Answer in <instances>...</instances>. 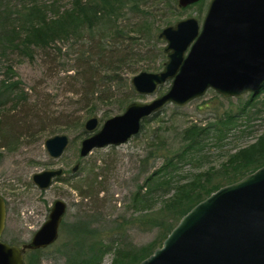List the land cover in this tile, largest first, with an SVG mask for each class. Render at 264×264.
<instances>
[{
  "label": "rangeland",
  "instance_id": "rangeland-1",
  "mask_svg": "<svg viewBox=\"0 0 264 264\" xmlns=\"http://www.w3.org/2000/svg\"><path fill=\"white\" fill-rule=\"evenodd\" d=\"M210 1L204 0L200 4L179 9L175 0L173 14L159 2L148 3L144 10L155 17V29L159 27L160 33L163 28L186 18H195L201 25ZM69 2L70 0H65L63 4L67 5ZM161 16H165L166 21ZM138 44L143 51L149 46L143 45L144 40L138 41ZM165 45L164 41L160 44L162 48ZM56 46L61 48L60 52L54 48L47 53L37 52L32 60H13L15 79L22 82L29 100L24 108L16 111V120H21V135L25 138L15 149L1 151L3 157L0 159V193L7 198L8 208L11 210L1 240L17 246L28 242L34 230L43 222L47 209L55 199H60L67 204L65 223L76 220L80 211L88 216L100 215L96 227L106 231L103 235L104 241L113 249H126L131 246L139 248L152 243L155 233L133 223L134 217L139 213L128 202L131 193L136 190L137 185L145 183L147 176L156 171L163 162V157L174 155L184 146L181 139L188 126H205L229 110L239 112V106L252 95L223 98L213 90H208L203 97L185 106L168 104L157 115L149 118L140 134L126 144L93 150L88 156L81 158V141L98 131L105 120L122 114L131 102L149 103L166 92L169 83L151 96H141L133 90L130 83L131 78L140 72L161 71L163 67H159L162 62H166V55L154 64L149 61L137 63L133 73L123 69L119 75L122 85L113 83L104 88L102 75L89 82H81V75L77 77L78 82L71 78L74 59L79 50L77 45L73 46L69 42ZM97 88L100 89L96 90ZM93 89L98 93L94 97L88 95L86 98L85 94ZM106 94L108 99H100ZM124 98L126 102H123ZM255 101L257 104L259 101L263 102L264 92L256 95ZM257 108L260 111H257L256 117L255 114L250 115L244 123H240L238 130L246 131L237 130L228 135L220 148L207 146L200 157L197 155L190 163L181 161L178 175L184 179L180 184L193 179L198 173L218 168L229 153L254 143L264 133V107L259 104ZM93 117L97 118L98 125L94 132H86L84 123ZM56 135L67 136L69 142L62 158L53 160L48 156L44 143ZM0 140L2 141L1 138ZM149 152L153 156L147 158ZM76 164L79 169L72 173ZM60 168L64 170L62 181L54 182L46 191H39L31 183L32 174ZM66 179L68 180L65 181ZM97 187L102 188L98 195L94 194ZM80 190L89 192L86 200L80 196ZM59 236L60 243H64L65 237L60 232ZM48 254L51 257L53 250ZM113 257V252L107 253L101 264H111ZM42 264L62 263L47 257Z\"/></svg>",
  "mask_w": 264,
  "mask_h": 264
},
{
  "label": "trees",
  "instance_id": "trees-1",
  "mask_svg": "<svg viewBox=\"0 0 264 264\" xmlns=\"http://www.w3.org/2000/svg\"><path fill=\"white\" fill-rule=\"evenodd\" d=\"M64 1L0 0V159L3 157L1 151L15 149L25 138L21 135L23 125L21 120H16V111L25 107L29 97L22 82L15 79V58L32 60L37 52L47 53L54 48L60 52L61 48L58 49L56 44L70 42L79 47L71 78L77 80L81 75V82H89L102 75L103 87L108 88L113 83L122 85L119 75L123 69L133 73L137 63L149 61L154 64L165 56L164 48L160 46L163 41L158 37L159 27L155 29L156 19L144 9L150 2H159L173 14L175 0H70L67 5ZM161 17L166 21L165 16ZM141 40H144V46L149 45L145 51L138 44ZM96 90L87 92L85 97H94L98 93ZM100 99H108V94ZM255 99L256 95L251 96L239 106V112L226 111L205 126H188L181 139L184 146L174 155L163 157L161 165L147 176L145 183L136 186L128 201L139 213L133 223L155 233L152 243L139 248L113 249L104 241L106 231L96 227L100 215L88 216L80 211L76 220L62 224L60 233L65 237L64 243L58 238L57 243L48 248L27 252L25 264H42L47 257L62 264H101L109 252L114 255L111 264H139L149 257L194 206L219 188L264 166L263 133L254 143L229 153L218 168L198 173L182 184L180 181L184 178L178 175L181 161L190 163L197 155L200 157L207 146L222 147L226 137L236 132L240 123L250 115L256 117L260 111L257 106L264 107V101L257 104ZM152 156L149 152L147 158ZM101 191L102 188L97 187L94 194ZM88 193L80 190L84 200ZM51 250L53 255L50 257L48 252Z\"/></svg>",
  "mask_w": 264,
  "mask_h": 264
},
{
  "label": "water",
  "instance_id": "water-1",
  "mask_svg": "<svg viewBox=\"0 0 264 264\" xmlns=\"http://www.w3.org/2000/svg\"><path fill=\"white\" fill-rule=\"evenodd\" d=\"M199 1L177 0V6L184 9ZM158 37L166 43L162 70L140 72L130 83L141 96H151L167 83L168 89L149 103H129L96 132L97 118L88 119L84 130L94 133L81 141V158L93 150L126 144L140 134L145 120L168 104L185 106L208 90L237 98L255 96L264 88V0H211L201 25L186 18L163 28ZM68 142L67 136L56 135L44 147L56 160ZM62 175L61 168L43 170L32 174L31 182L46 191ZM65 212L66 204L56 200L48 220L30 241L11 245L1 240L6 207L0 197V264H25L27 252L53 245ZM139 264H264V166L194 206Z\"/></svg>",
  "mask_w": 264,
  "mask_h": 264
},
{
  "label": "flooded vegetation",
  "instance_id": "flooded-vegetation-1",
  "mask_svg": "<svg viewBox=\"0 0 264 264\" xmlns=\"http://www.w3.org/2000/svg\"><path fill=\"white\" fill-rule=\"evenodd\" d=\"M64 154V153H63ZM63 156V155H62ZM62 156L60 157V158H62ZM59 159V158H58ZM54 160V159H53ZM57 160V159H56ZM62 169V168H61ZM78 169H79V167H78ZM77 169V170H78ZM63 171V175H62V177H60V178H58V179H55L54 180V182H56V181H62V178H63V176H64V170H62ZM41 172V171H40ZM72 172V171H71ZM68 179H66L65 181H67ZM53 182V183H54ZM63 182H64V180H63ZM32 183V182H31ZM36 188V187H35ZM39 190V189H38ZM40 191V190H39ZM41 192H44V191H41ZM0 197L3 199V201H4V203H5V207H6V219H5V227H4V231H5V228H6V220H7V216H8V214H9V212L11 211L9 208H8V205H9V202H8V200H7V198L6 197H4L3 195H2V193H0ZM56 200H60V199H55V201ZM55 201H53V203L55 202ZM61 201H63V200H61ZM64 202V201H63ZM53 203L51 204V206H50V208H48L47 209V213L45 214V217H44V220H43V222L40 224V226L39 227H37L36 228V230H34V232H33V234H32V236L44 225V223L48 220V217H49V213H50V211H51V208H52V205H53ZM65 203V202H64ZM66 204V203H65ZM66 212H67V204H66ZM66 212H65V215H66ZM65 215H64V217H63V219H62V222H61V224H60V227H59V232H60V229H61V227H62V224L65 222ZM4 233V232H3ZM32 238V237H31ZM30 238V239H31ZM30 241V240H29ZM26 243V242H25ZM24 244V243H23ZM22 245V244H21ZM50 247V246H49ZM48 248V247H47Z\"/></svg>",
  "mask_w": 264,
  "mask_h": 264
}]
</instances>
